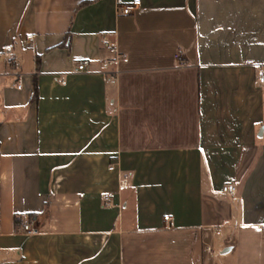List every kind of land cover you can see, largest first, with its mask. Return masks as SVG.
Returning <instances> with one entry per match:
<instances>
[{
  "label": "crops",
  "instance_id": "crops-1",
  "mask_svg": "<svg viewBox=\"0 0 264 264\" xmlns=\"http://www.w3.org/2000/svg\"><path fill=\"white\" fill-rule=\"evenodd\" d=\"M261 76L264 0H0V264H264Z\"/></svg>",
  "mask_w": 264,
  "mask_h": 264
},
{
  "label": "built area",
  "instance_id": "built-area-1",
  "mask_svg": "<svg viewBox=\"0 0 264 264\" xmlns=\"http://www.w3.org/2000/svg\"><path fill=\"white\" fill-rule=\"evenodd\" d=\"M140 6V2L139 1H134L130 4H126V5H123V6H120L118 8V12L120 15L122 16H129L131 15L136 9H138ZM29 39V38H28ZM109 51L110 53L114 54L115 55V58L110 60V61H106L107 65L108 66H112L116 63L117 60L121 59V56L120 54H118L116 48L114 47V45H110L109 46ZM176 60L177 62H179V65H183V59H182V56H181V53L178 52L177 55H176ZM7 65L10 67V68H14L15 67V62L14 61H7ZM88 66H89V61L88 60H82L81 62H78L77 64H75L74 66V69H73V73H84L87 71L88 69ZM105 80L106 82H109L110 84H114L115 83V75L111 74V75H106L105 76ZM259 82L261 84H264V77L261 76L259 78ZM17 89H20V87H17ZM110 170H112V168H110ZM128 182H127V179L126 178H121L119 180V188H125L127 186ZM223 192H228L229 194L231 195H235L236 193V189L235 187L233 186H226L222 189ZM110 195L108 194H105L103 196V201L105 203H107V205H109V202H110ZM163 221L164 223H169V218L168 217H164L163 218ZM16 231L17 233L21 234V235H24V236H32L34 233H35V229L33 227V224L26 220L22 223H19L17 226H16ZM262 231L264 232V227L262 228Z\"/></svg>",
  "mask_w": 264,
  "mask_h": 264
},
{
  "label": "trees",
  "instance_id": "trees-1",
  "mask_svg": "<svg viewBox=\"0 0 264 264\" xmlns=\"http://www.w3.org/2000/svg\"><path fill=\"white\" fill-rule=\"evenodd\" d=\"M36 60L38 61V58H36ZM36 100H37V90L36 87L34 86V92L32 94L31 101H36ZM34 217L35 215L33 214L27 216L28 220H32ZM15 223L19 224V218H15Z\"/></svg>",
  "mask_w": 264,
  "mask_h": 264
}]
</instances>
